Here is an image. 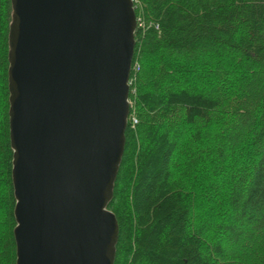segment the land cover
<instances>
[{"label":"trees","instance_id":"obj_1","mask_svg":"<svg viewBox=\"0 0 264 264\" xmlns=\"http://www.w3.org/2000/svg\"><path fill=\"white\" fill-rule=\"evenodd\" d=\"M133 5L114 264H264V0ZM11 14L0 0V264H16Z\"/></svg>","mask_w":264,"mask_h":264},{"label":"water","instance_id":"obj_2","mask_svg":"<svg viewBox=\"0 0 264 264\" xmlns=\"http://www.w3.org/2000/svg\"><path fill=\"white\" fill-rule=\"evenodd\" d=\"M16 264H114L133 0H11Z\"/></svg>","mask_w":264,"mask_h":264},{"label":"built area","instance_id":"obj_3","mask_svg":"<svg viewBox=\"0 0 264 264\" xmlns=\"http://www.w3.org/2000/svg\"><path fill=\"white\" fill-rule=\"evenodd\" d=\"M131 70H132L133 72H137V70H138L137 65L135 64V65L131 68ZM131 70H130V71H131ZM131 82H132V80H130V75H129L128 85H130ZM129 105H130V102H129ZM135 123H136V120L133 119V124H135Z\"/></svg>","mask_w":264,"mask_h":264}]
</instances>
